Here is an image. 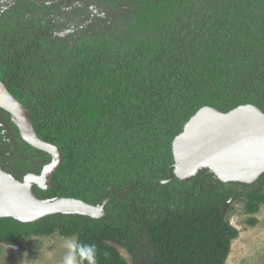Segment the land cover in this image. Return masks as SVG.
Segmentation results:
<instances>
[{
    "label": "trees",
    "instance_id": "16d2710c",
    "mask_svg": "<svg viewBox=\"0 0 264 264\" xmlns=\"http://www.w3.org/2000/svg\"><path fill=\"white\" fill-rule=\"evenodd\" d=\"M0 77L63 155L39 197H109L101 219H0V245L57 232L95 244L97 264H131L114 244L132 264H225L238 237L225 206H264L263 178L179 181L171 150L203 107L264 112V0H0Z\"/></svg>",
    "mask_w": 264,
    "mask_h": 264
},
{
    "label": "water",
    "instance_id": "95a60500",
    "mask_svg": "<svg viewBox=\"0 0 264 264\" xmlns=\"http://www.w3.org/2000/svg\"><path fill=\"white\" fill-rule=\"evenodd\" d=\"M0 109L9 115L27 145L51 157L40 175L28 174L23 180L8 174L0 164V219L35 223L59 214L91 219L106 216L108 196L95 206L75 198L37 196L35 186L42 191L51 188L62 153L37 136L29 112L1 82ZM171 150L172 174L179 181H189L206 168L222 183L252 185L264 177V112L254 105L238 106L227 113L203 107L173 139Z\"/></svg>",
    "mask_w": 264,
    "mask_h": 264
},
{
    "label": "rangeland",
    "instance_id": "374dc122",
    "mask_svg": "<svg viewBox=\"0 0 264 264\" xmlns=\"http://www.w3.org/2000/svg\"><path fill=\"white\" fill-rule=\"evenodd\" d=\"M76 2L73 1L70 5L73 6ZM88 7L93 14L97 13L93 5ZM262 188L264 189V177ZM244 201L245 199L231 200L223 210L224 220L238 231V237L231 243L225 264H264V206H260L259 211L251 215L245 212ZM252 221L254 223H251ZM65 239L56 232L50 236L22 239L17 247L0 245V264H62L66 252L63 247ZM114 246L120 255L132 264L131 258L120 245ZM150 261L147 257L142 264H148Z\"/></svg>",
    "mask_w": 264,
    "mask_h": 264
},
{
    "label": "flooded vegetation",
    "instance_id": "af4514ba",
    "mask_svg": "<svg viewBox=\"0 0 264 264\" xmlns=\"http://www.w3.org/2000/svg\"><path fill=\"white\" fill-rule=\"evenodd\" d=\"M39 34L42 35V31H40ZM0 82L5 86L8 92L26 108V110L29 112L30 120L33 126L32 113L27 107L28 101L24 96L25 95L24 88L19 87L18 91L13 90L15 93H12L10 91L9 86L7 85V82H4L2 77H0ZM33 129L35 131L34 126ZM41 140L46 143L52 144L43 139ZM24 145L27 144L21 139L19 131L17 127L12 123L9 115L7 113L5 115L2 112H0V164L8 174L14 175L19 180H23V178L28 174L40 175L43 167L51 162V157L48 154L41 153L40 151L35 150L32 147L31 148L33 149V151L28 153L25 151ZM55 174L53 175V177L55 176ZM52 184H53V179H52ZM35 191L38 197H39V192H44L40 190L37 186H35ZM2 246H9V245L3 244Z\"/></svg>",
    "mask_w": 264,
    "mask_h": 264
},
{
    "label": "clouds",
    "instance_id": "9594fccd",
    "mask_svg": "<svg viewBox=\"0 0 264 264\" xmlns=\"http://www.w3.org/2000/svg\"><path fill=\"white\" fill-rule=\"evenodd\" d=\"M63 247L66 252L62 264H97L95 244L80 243L75 238H66Z\"/></svg>",
    "mask_w": 264,
    "mask_h": 264
}]
</instances>
